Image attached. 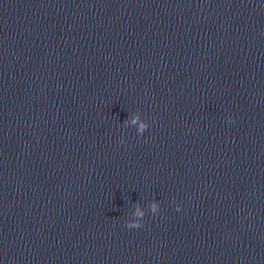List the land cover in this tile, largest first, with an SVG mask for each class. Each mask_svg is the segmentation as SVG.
<instances>
[{"label": "clouds", "instance_id": "1", "mask_svg": "<svg viewBox=\"0 0 264 264\" xmlns=\"http://www.w3.org/2000/svg\"><path fill=\"white\" fill-rule=\"evenodd\" d=\"M141 127H142V129H143L144 125H142ZM129 227L139 228V227H141V225H140V224H136V225H134V226H129Z\"/></svg>", "mask_w": 264, "mask_h": 264}]
</instances>
